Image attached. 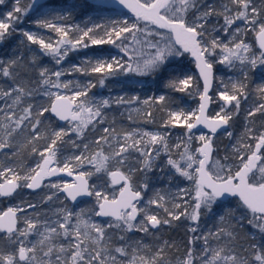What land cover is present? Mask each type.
I'll return each instance as SVG.
<instances>
[{
	"label": "snow or ice",
	"instance_id": "snow-or-ice-1",
	"mask_svg": "<svg viewBox=\"0 0 264 264\" xmlns=\"http://www.w3.org/2000/svg\"><path fill=\"white\" fill-rule=\"evenodd\" d=\"M117 2L133 14L135 22L124 20L112 21L110 26L99 23L84 27L77 25L75 28L65 26L77 16L84 18L91 0L86 3L31 0L27 7L20 6L22 0H15L12 10L0 17V46L13 34L23 37L9 58H0V80L8 82L7 87H0V101H3V106H0V150L11 148L18 135L27 133L26 142L33 145L31 152L40 156L36 166L23 174L11 166L0 168V197H10L19 188L35 191L45 187L42 181L59 173L73 176L76 167L85 163L92 165L96 173H105L112 185H121L119 196L109 198L96 186L89 185L86 177L91 176V172H79L72 183L47 185L56 191L45 193L40 203L50 204L54 199L59 200V193L64 194L60 207L53 210L55 218L46 213L41 218V213L35 211L40 207L37 203L8 207L0 213V264H264V152L261 151L264 149V130L257 135L256 130L246 126L247 139L255 140V148L253 150L244 139L237 141L233 147L240 166L235 171L212 156L213 137L219 129L224 128L225 135L230 139L233 137L227 127L239 115L241 98L246 100L248 97V73L255 70L264 72V7H258L255 0H226L220 7L202 0ZM260 2L264 4V0ZM4 3L5 0H0V4ZM31 12L37 13V19L33 21L35 26L54 33V37L46 40L37 32L16 27ZM214 16L217 17L216 23L211 20ZM221 18L223 24H219ZM257 29L261 51L259 55L249 56L250 46L243 37L247 31ZM213 31L223 32L227 42L213 36ZM139 34L144 37L143 43L153 51L146 58H137L133 66L129 61L133 60L136 49L130 53L128 45L141 43ZM31 45L39 48L35 55H30L34 52ZM103 45L117 48L128 57V61L117 55L106 57L102 52L92 56L85 53L80 64L67 69L61 67L70 52ZM41 55L50 57L56 67L41 66L37 59ZM186 55L192 57L203 82L202 91L196 85L200 100L196 110L168 109V118L161 125L164 132L140 133L133 130L118 133L113 126L103 127L100 129L102 134L92 141L95 150L89 151L90 144L85 143L84 153L69 157L60 166L59 145L65 136L71 132L78 139H83L90 126L95 130L96 125L106 123L104 109L113 104L123 106L139 102L137 96H116L97 101L88 95L95 87L93 82H65L61 77L73 73L84 76L99 74V82L103 86L106 78L119 73H135L163 78L167 81L166 87L185 92L194 86L193 77L180 78L173 65H179ZM237 62L242 66L243 80L231 82L230 91L228 85L221 81L225 90L218 91L216 95L223 105L214 116H209L208 106L213 102L210 91L216 79L215 65L235 68ZM61 89L70 91L71 95L63 94ZM255 91L264 99V83L259 84ZM37 96L49 97L50 107L34 102ZM167 99L160 95L145 99L143 104L165 105ZM48 112L60 121L69 122V128L51 129L50 134L45 128L42 132L45 124L42 118ZM257 113L264 116V103L250 109L246 120ZM144 115L151 118L152 112ZM129 119H132L131 115ZM198 125L208 129L212 135L196 136L193 129ZM169 127L185 129L179 143L169 144ZM41 139L49 141L43 149L35 146V142ZM193 139L199 141L194 150ZM68 143L78 147L75 141ZM173 148L178 150L179 160L171 155ZM245 149L250 150V154ZM162 154L175 175L194 184L192 190L178 188L171 209L165 204V196L158 191L142 205L140 189L146 192L149 184L144 182L137 187L133 179L136 173L147 177L154 171ZM227 159L225 156V161ZM175 175L170 173L169 183ZM187 196H191L193 201L191 212L187 207L179 212L173 210L182 208L181 203L175 202L177 200L187 204ZM229 196L239 198L235 208L224 205ZM80 197H95L96 206L78 211L65 206V200L75 204ZM151 205L163 208L166 218L154 214L149 208ZM27 209L34 210L35 219L18 216V212H27ZM202 213L215 215L219 225L198 237L190 236L185 254L175 260L167 256V249L174 247L168 241L149 249L142 241L128 235L132 232L155 235L152 229L159 231L161 225L170 226L173 220L182 216L197 224V227L189 228L190 232L197 233ZM92 217L110 219L101 224L94 222ZM245 224L255 231L247 233ZM109 229H115L116 233H110ZM241 232L253 238L259 233L261 239L244 247L239 243ZM114 235H118L119 243L114 240ZM198 239L202 245L194 250Z\"/></svg>",
	"mask_w": 264,
	"mask_h": 264
},
{
	"label": "trees",
	"instance_id": "trees-1",
	"mask_svg": "<svg viewBox=\"0 0 264 264\" xmlns=\"http://www.w3.org/2000/svg\"><path fill=\"white\" fill-rule=\"evenodd\" d=\"M31 2V0H22V3L20 4L21 7H27V5ZM52 3H59L60 0H52ZM88 0H77V3H86ZM15 2L14 0H5L4 4H0V15L4 14L5 12H8L12 10ZM101 5L94 3L91 1L89 3L88 9H87V15L84 18H81L77 16V18L73 20H69L65 26L71 25L73 28H75L77 25L80 27H84L86 24L87 26H91L93 23H99V24H106L107 19L111 17L112 14H103L101 13L103 11V8L100 7ZM35 18H37L36 12H31L29 15H27L23 23H18L16 27L18 29H25L26 27L32 26L29 25L30 23H33L35 21ZM98 20H102L98 22ZM65 23V22H60ZM35 29V27H31ZM37 33L45 37L47 40L48 37H54V33H50L45 29H36ZM23 39L22 36H19L18 34H13V36L10 39L5 40L4 44L0 46V58L7 59L9 58L17 49L20 41ZM26 43V42H25ZM127 44V41L124 42ZM31 48L34 49V52L30 55H35V53L38 52V46L37 45H31ZM117 48L112 47L111 45H103L98 47H90L89 49L81 50L76 53H70L69 56L65 59V61L62 62L63 66H67L70 64H80L82 62V58L84 57L85 53H88L89 56H92L93 54L97 53H103V55H110L112 52H117ZM37 59L39 60L40 65H53L54 63L52 60H50L48 57H42L38 56ZM185 59H187L189 68L187 69V64L180 62L179 65H173V69L176 70L177 75L180 76V78L186 76L189 72L193 73V87L186 90L185 92H177L174 91L168 87H166L167 81L163 78H158L156 76H145V77H139L137 82L138 83H127V79L129 77H132L130 73H119L113 77L106 78L105 84L102 86L100 84V75L99 74H91L88 76L81 75L79 73H73L71 75L72 77H75L76 80L80 82H88L91 81L95 84V87H92L89 91L88 95H96L102 98L104 95L109 94V98L111 99V96L113 95V98L116 96H124L126 98H130L132 96L139 97V102L134 103L132 105H123V106H116L115 104L112 105V107L104 109V112L106 113V123L104 124H98L96 125L95 130L92 128V126L89 127L84 133L83 139H78L75 133H71L65 138L63 143H61L59 146H63V150L66 151V153L70 152L71 150L76 152L84 151L85 149L83 145L85 143L90 144L89 151L95 150L96 146L92 143L94 138L100 136L102 132L100 129L103 127H110L113 126L116 128V131L118 133H122L123 131H141V130H160L162 132L165 131L161 127L162 122L168 118V109L171 110H181L182 108H193L195 106H198L199 104V95H198V89L196 85H199V90L201 91V83L198 79V77L195 75V70L192 66V64L189 61V56H185ZM172 69H170L171 71ZM222 71L215 65L214 68V74L217 78V75H220ZM229 76V74H225L224 77V84L228 85V90H231V82H239L243 80V75L241 72H237L235 79L233 81H226L225 78ZM132 81H134V78H131ZM215 82L217 83V79H215ZM143 83V85L141 84ZM215 83V84H216ZM220 83V82H219ZM248 84V97L247 99L241 98V107L239 115L234 117L232 121H230V125L227 127V131H231L233 133V137L230 139L227 135H225V132L219 133L213 137V143H214V152L212 154L213 159H218L222 163L230 164L232 167V170L235 171L240 166V160L237 158L236 151L233 150V146L237 144V141L240 139H244L245 143L251 144L252 149L254 150L255 147V140H248L247 135L245 132L246 126L252 127L254 130H256V134H259V131L264 130V116H261L259 113H257L253 117H249L246 120V114L247 112L254 108L259 103H264V99H262L259 94L255 91L257 86L259 84L264 83V74H262L261 71L255 70L250 71L248 73V80L246 81ZM8 82L0 80V87H7ZM214 92V88L212 90V93ZM160 95H165L168 99L165 105L155 104V105H145L143 104V101L145 99H149L151 97H158ZM38 97L35 98V101ZM47 104L49 102L47 101ZM217 105V104H216ZM1 106V103H0ZM148 111L152 112V117L148 118L144 115V113H147ZM215 112V104L214 107H210L209 114H212ZM131 115L132 119H129V116ZM45 124L44 128L41 129L43 132L44 129H48L51 131V129H58L61 128L62 124H59L51 115L50 113H45V117H43ZM169 132L171 130H180L185 132V129L183 127H169L167 131ZM27 134L17 136L15 138V141L13 142V145L11 148H8L7 151L9 153L13 152L15 155H11V161L16 162L17 164H29L32 161L35 160V158L40 159V156L38 154L32 153L31 148L33 145L27 144ZM45 139L37 140L35 142V146L39 149H42L46 143H44ZM68 141H75L76 145L78 147H73L71 143H68ZM68 145V146H67ZM193 150L197 146L194 142L192 143ZM105 148L107 146L105 145ZM244 151L249 152L250 150L245 149ZM171 155L174 159L179 160V152H172ZM225 156L228 157V159L225 161ZM164 160L160 158L157 162V167L154 171L147 174V177H145L141 173H136L133 177L134 183L137 187L141 183H148L149 188L145 192L144 189H140L143 194V198L149 199L154 197V193L157 191L160 192V194L165 196V204L170 209L172 208L173 199H171L167 191L171 189L173 186L176 188L178 187H185L187 190L189 189L190 184L183 181L182 177H179L178 175H175L174 181H176V185H174V181L172 180L171 183L166 187L167 182V175L164 174L165 170H168L169 167H164ZM163 167L162 171H157L158 168ZM100 176L102 181L101 183H107L109 181L108 176L105 173H95L94 175ZM189 186H188V185ZM45 194V192L42 191V188L39 191L32 192L27 191L25 188L23 189V193L20 195H12L10 197H0V208L4 211L6 208V202L12 201L17 206H25L27 202L37 203L40 204V207L35 210L39 211L41 213V218H43V215L46 213L48 216H51L53 214V210L58 207L59 204H55L53 201L50 204H42L40 203L41 197ZM93 198V197H92ZM91 198V199H92ZM177 202V201H175ZM193 203L192 200L188 201L187 204H182L181 209H173L177 212L182 211L184 207L188 208V211L191 212V204ZM239 203V198L233 197L226 201L224 205L226 207L235 208ZM150 210L154 214H158L160 218H166V213L164 212L163 208H158L155 205L149 206ZM220 210H218L219 212ZM25 216H29L33 219H35V212L33 209H27V212H19V217L23 219ZM54 218V217H53ZM107 221V220H106ZM105 221V222H106ZM219 225L218 219L213 214H205L202 213L198 222V231L197 233H192L189 231L190 227H197V224L193 223L190 219L186 217H181L179 220H173L171 222V225H161L159 231L156 229H152L151 231L155 233V235H145L140 232H132L128 235L132 237L134 240H140L142 241L143 245L146 248H155L158 243H163L164 241H168L170 244L174 245V247H170L167 249V256L168 258H171L175 260L176 257H180L185 254V250L188 247V240L190 236H200L201 233H207L209 230H215V227ZM23 226V225H21ZM245 228L247 233H252L255 230L247 226L245 224ZM110 233L115 234V229H109ZM114 240L119 243L118 241V235H114ZM260 235L259 233L256 234L255 238H253L251 235H246L245 232L240 233V239L239 243L243 244L244 247H248L251 244L257 243L259 241ZM202 245L201 240H197L196 245L194 246V250L196 248H199ZM143 254V252H141Z\"/></svg>",
	"mask_w": 264,
	"mask_h": 264
},
{
	"label": "rangeland",
	"instance_id": "rangeland-1",
	"mask_svg": "<svg viewBox=\"0 0 264 264\" xmlns=\"http://www.w3.org/2000/svg\"><path fill=\"white\" fill-rule=\"evenodd\" d=\"M51 1H52V0H48L49 3H52ZM91 1L94 2V3H97V4H99V5H101L100 7H102L103 10H106V11L113 10V8H107V6L105 5V3L102 2L103 0H91ZM14 2H15V0H14ZM41 2H42V1H41ZM202 2H203V3H211V4L216 5L217 7H220L223 3L226 2V0H202ZM255 2H256V4H257L258 7H263V4H261L260 0H255ZM6 13H7V12H5V13L2 14V15H0V17L5 16ZM110 14H112L111 17H109V19H107V23H108L109 26L111 25L112 21H124V20H127L129 23H133V22H135V18H133V17L127 15V14H123V13H114V12H112V13H110ZM35 19H37V18H35ZM189 19H191V17H189ZM211 20H212V23H216V21H217V17L214 16V17L211 18ZM100 21H102V20H98V22H100ZM141 23H143V22H141ZM219 24H223V20H222V18L219 19ZM29 25H32L33 27H35V29L31 28L32 26L26 27L25 29H26V30H31V31L35 32L36 29H37V27L35 26V24H34V23H30ZM38 29H39V28H38ZM257 32H258V29H257L256 31L249 30V31H247V32L244 34L243 39H244L245 42L250 46V52L248 53L249 56H251V55H253V54L259 55V53H260V51H259V49L257 48V45H256V43H255V35H256ZM212 35H213V36H217L222 42H225V43L227 42V39H226L225 34H224L223 32H218V33H217V32H215V31H213V32H212ZM139 38H140V40H141V43L137 44V43L133 42L132 44L128 45L130 53H131V51H132L133 48L136 49V52L133 54V60H132V61H129L130 63H133V66H135V60H136L137 58H140V59L146 58L147 56H149L150 54H152V51H153V50L149 49V48L147 47L146 44L143 43V39H144V37H143L142 34H139ZM129 39H131V37H129ZM207 39H211V37H208ZM38 52H39V48H38ZM70 53H71V52H70ZM72 53H76V52H72ZM110 55H117V56H119V58H121L123 61H128V57L124 56L123 53H120L119 50H117V52H116V51H115V52H112ZM41 56H42V55H41ZM107 56H109V55H106V57H107ZM42 57H47V56H42ZM48 58L51 60L50 57H48ZM189 61H190V63L192 64V66H193V68H194V63H193V61H191L190 59H189ZM52 62H53V61H52ZM181 62H183L184 64L186 63V64H187V65H186V66H187V69L189 68V66H188V63H189V62L187 61V59H185V57L182 59ZM71 65H74V64H70V65H67V66H63V65H61V67L67 69V68H69ZM42 66H44V67H49V68L56 67V65H54V64H53V65H47V66L42 65ZM216 66L222 71V73H221L220 75H217V76H218V77L216 78V79H217V83H216L215 80H214V85H213L214 92L211 94V96L213 97V102H211V105H212V107H214V104H215V112L212 113V114H209V113H208L209 116H214V115L220 110V107L223 105V101H220L219 98H218V96L216 95V93H217L218 91H223V90H225V89H224V85L221 84V81L224 82V80H223L224 77H223V76H224L225 74H226V75L229 74V76H227V77L225 78V80H226V81H233V80L235 79L236 73L239 72V71H240V68L242 67L241 65H239L238 62H237V64H236V67H235V68H228V67H225L224 65H220V64H216ZM194 72H195V75L198 77L196 71H194ZM262 74H264V72H262ZM130 75H131L132 77H129V78L127 79V81H128L127 83H131V82L138 83L137 80H138L139 77H145V76H142V75H137V74H135V73H130ZM186 76H192V77H193V73L189 72ZM131 78H134V81H132ZM182 78H183V77H182ZM61 80H62V81H65V82H67V81H73V82L78 81V80H76L75 77H72V76H63V77H61ZM219 82H220V83H219ZM215 83H216V84H215ZM141 84L143 85V83H141ZM50 91H52V92H56L57 90H56V89H50ZM60 91H61L63 94H65V95H69V96L71 95V92L68 91V90H63V89H61ZM37 97H38V98H37L36 102H38V103H40V104H44L45 106H50L51 99H50L49 97H45V96H37ZM89 98L95 99V100H97V101L102 100V99H110V98H109V94L104 95L102 98H100L99 96H96V95L91 94V95H89ZM111 98H113V95L111 96ZM47 101L49 102V104H47ZM0 103H1V106H3V101H0ZM216 104H217V105H216ZM197 108H198V106H195V107L190 108V109H188V108H182L181 110H182V111H186V112H190V111H194V110H196ZM61 128H63V129H68V128H69V122H67V123H65V124H62ZM61 128H58V129H56V130H59V129H61ZM145 131H147V132H158V131H159V132H162V131H160V130H147V129H146V130L137 131V132L142 133V132H145ZM168 132H169V130H168ZM169 133L171 134V135L169 136V144H170V145H174V144L179 143L180 138H181V137L183 136V134H184V132H183V131H180V130H175V131L171 130ZM193 133H194L196 136H198V135H200V134L209 135L208 133L199 132V131H197V130H195V129H193ZM25 134H27V133H24V134H21V135L24 136ZM49 134H50V131H49ZM69 134H71V132H70ZM18 136H20V135H18ZM66 139H67V138L64 137V140H66ZM48 142H49V141L45 139L44 143L47 144ZM193 142H194L195 144H197V146L199 145V141H197L196 139H193L192 143H193ZM67 146H68V145H67ZM7 149H8V148H5V149H3V150H0V168L6 167V166H11V167H13L16 171L21 172V173L23 174V172L27 171L28 169H30V168H34V167L36 166V164L40 161V159L35 158V160L32 161V162L29 163V164H26V165H23V164H17L16 162L11 161V155L13 154V152L9 153V152L7 151ZM42 149H43V148H42ZM233 150L235 151L234 148H233ZM176 151H178V150H176L175 148L172 149V152H176ZM59 152L61 153V164H60V166H62L63 161H64V160H67L69 157H71V156H75V155H80L81 153H84L83 150H82V151H79V152H76V153H75L74 151L71 150L70 152L66 153V151L63 150V146H59ZM172 152H171V153H172ZM12 156H13V155H12ZM160 158H162V159L164 160V165H163V166H164V167H169V166L166 165V157H165L163 154L161 155ZM160 158H159V159H160ZM159 159H158V160H159ZM158 160H157V162H158ZM157 162H156V163H157ZM221 163H222V162H221ZM210 164H211V163H210ZM239 164H240V163H239ZM228 165L230 166V164H228ZM197 166H198V165H197ZM194 167H196V166H194ZM161 169H163V167L158 168L157 171H162ZM189 171H192V169H189ZM79 172H91L92 175L86 177V178L90 181L91 186H96L100 191L103 192L104 195L108 196L109 198H111V197H113V196H116L117 192L119 191V189H118L117 186H114V185L111 184L110 179H109V181H108L107 183H101L102 181H100L101 178H100L99 174L93 176V174H95L96 172H95V169H94V168L92 167V165H90V164L85 163L82 167L77 166L76 169H75V172H74V173H79ZM170 173L173 174V175H175L174 170H172V169H170V168H168V170H165V171H164V174L167 175V182H166L167 184H166V187L169 185ZM257 175H258V174H257ZM99 179H100V180H99ZM182 179H183L184 182L190 184L189 189L192 190V189L194 188V184H193L192 181L187 180V179H185V178H183V177H182ZM173 181H174V180H173ZM51 183H60V184L62 185L63 183H70V182H68V181H64V180H62V179H56V180H53V181H47V182L44 184L45 187H42V191L45 192V193H47V194H51V193L55 192V191H56L55 189H51L50 187H47V185H49V184H51ZM176 183H177V182L174 181V185H176ZM188 184H187V185H188ZM188 186H189V185H188ZM181 187H182V186H181ZM178 188H180V187H178ZM178 188H176L175 186H173L171 189H169V190L167 191V194H168V196H169L171 199H173L174 194L178 191ZM182 188L186 189L185 187H182ZM23 189H24V188H19L15 194H16V195H20V194H22V193H23ZM185 199H186L187 201L192 200V199H191V196H187V197H185ZM61 200H64V195H63L62 193H59V200L54 199L53 202H54L55 204H59L58 207H60V201H61ZM147 200H148V199H143V201H142V205H143L144 203H146ZM177 202H179V203H181V204H184L183 201H178V200H177ZM64 204H65L66 207L78 211V210L81 209V208H84V209H91V208L95 207V206H96V200H95V197H93V198L90 199L89 201H85V202H82V203L77 204V205L71 204V203H69L68 201L65 200V201H64ZM16 206H17V205H16L15 203H13L12 201H8V202H6V208H5V209H7L8 207H16ZM58 207H56V208H58ZM56 208H55V209H56ZM218 210H220V209H217V211H218ZM2 212H3V210L0 208V213H2ZM51 216H53V214H52ZM53 217H54V216H53ZM54 218H55V217H54ZM139 219H140V217H139ZM92 220H93L94 222H96V223H101V224H105V223H106L105 221L99 220L98 217H92ZM107 221H108V220H107ZM30 239H35V237H30Z\"/></svg>",
	"mask_w": 264,
	"mask_h": 264
},
{
	"label": "water",
	"instance_id": "water-1",
	"mask_svg": "<svg viewBox=\"0 0 264 264\" xmlns=\"http://www.w3.org/2000/svg\"><path fill=\"white\" fill-rule=\"evenodd\" d=\"M42 2H43V0H41ZM104 3L106 4V6H108V7H112L113 8V10H112V12H114V13H123V14H127V15H129V16H131V17H133V18H135L134 16H133V14L130 12V11H128V9H125L122 5H120L118 2H117V0H104ZM263 7H264V4H263ZM160 31H163V30H160ZM255 43H256V45H257V48L259 49V51H261L260 50V48H259V43H258V40H257V33H256V35H255ZM189 59L191 60V61H193V59H192V57H190L189 56ZM193 63H194V70L196 71V73H197V75H198V79H199V72H198V70H197V68H196V66H195V62L193 61ZM199 81H200V83H201V87L203 88V82L199 79ZM213 85H214V83H213ZM202 88H201V91H202ZM212 90H213V87H212V89H211V91H210V95H211V93H212ZM199 103H200V100H199ZM198 106H199V104H198ZM50 107V106H49ZM210 107H211V103L209 104V106H208V111H207V114L209 113V110H210ZM50 113V115L59 123V124H65V123H67V121H60L58 118H56L51 112H49ZM209 115V114H208ZM195 130H197V131H199V132H204V133H208L209 135H212L209 131H208V129H206V128H204L202 125H198L197 126V128L195 129ZM223 132H225V129L224 128H221V129H219L218 131H217V133L215 134V135H217V134H219V133H223ZM211 163V160L209 161V164ZM75 174H77V173H74V175L73 176H68L66 173H59L58 175H56V176H50V177H46L43 181H42V184L44 185L47 181H53V180H56V179H62V180H64V181H68V182H70V183H72V182H74V179H75ZM87 179V178H86ZM88 180V179H87ZM88 183H89V185H90V181L88 180ZM118 185H120V184H116V185H114V186H118ZM41 189V188H40ZM40 189H36L35 191H33V190H30V189H27L26 188V190L27 191H32V192H36V191H39ZM15 194V193H14ZM13 194V195H14ZM63 194V193H62ZM64 195V194H63ZM119 196V192L116 194V197H118ZM232 198V196H229V197H227V199L224 201V202H226V201H228L229 199H231ZM238 198V197H237ZM91 199V197H80V198H78V202L77 203H75V204H78V203H80V202H82V201H87V200H90ZM70 203H72V204H74L73 202H71V201H69ZM7 209H5L4 211H6ZM18 215H19V212H18ZM98 219L99 220H102V221H105V220H107V219H110V218H106V217H98Z\"/></svg>",
	"mask_w": 264,
	"mask_h": 264
},
{
	"label": "flooded vegetation",
	"instance_id": "flooded-vegetation-1",
	"mask_svg": "<svg viewBox=\"0 0 264 264\" xmlns=\"http://www.w3.org/2000/svg\"><path fill=\"white\" fill-rule=\"evenodd\" d=\"M103 3H104V0L102 1ZM106 5V4H105ZM107 8H112V7H108L107 6ZM101 13H103V14H110V13H112V10H109V11H106V10H103ZM212 94V93H211ZM255 148V147H254ZM262 152H264V149H262L261 150ZM90 186H91V184H90ZM118 187V189H120V187H121V185H118L117 186ZM25 190H26V188H25ZM141 191V190H140ZM119 192V191H118ZM117 192V193H118ZM142 192V191H141ZM92 198V197H91ZM233 198V197H232ZM237 198V197H236ZM143 199H145V198H143ZM87 201H89V200H87ZM69 202V201H68ZM82 202H85V201H82ZM82 202H80V203H82ZM70 203V202H69ZM80 203H78V204H80ZM225 203V202H224ZM72 204V203H71ZM74 205H77V204H74ZM19 216V215H18ZM138 219H139V217H138ZM107 220H109V219H107ZM106 221V220H105ZM150 227V226H149Z\"/></svg>",
	"mask_w": 264,
	"mask_h": 264
}]
</instances>
